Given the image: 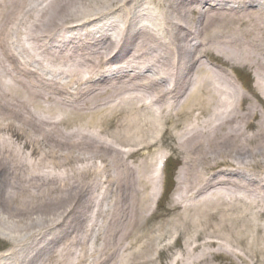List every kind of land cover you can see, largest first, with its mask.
<instances>
[{
	"label": "bare ground",
	"instance_id": "obj_1",
	"mask_svg": "<svg viewBox=\"0 0 264 264\" xmlns=\"http://www.w3.org/2000/svg\"><path fill=\"white\" fill-rule=\"evenodd\" d=\"M135 1L0 0V116L9 123H0V133L6 132V136H0V146H7L15 138L22 140L20 133L10 127L14 120L29 126L39 140L64 152V163L70 165L55 166L53 172H67L64 176L49 174L44 181L67 183L73 179L55 196L40 198L35 191L33 196L22 190L23 185L42 180L43 170L49 162L53 163L51 153H40L33 161L30 155L20 156V175L0 158V239L11 244L2 245L0 264H15L20 259V264H155L158 256L178 248L181 256L173 262V254V264H209L225 256H237L244 264L258 262L264 249L260 226L264 222V196L255 194V190L261 192L259 188L241 183L245 170L235 165L264 154L262 133L263 141L255 151H243L244 131L253 127L260 110L251 103L244 110L250 97L240 92L228 72L209 67L198 54L230 68L248 69L252 74L249 91L264 106V0H167V10L160 15L162 20L155 30L163 42L143 25L148 18L156 20L159 15L144 6L138 9L144 8L145 12L138 11L139 1ZM229 1L240 6L243 14L225 10ZM96 5L118 8L119 11L107 14L119 12L123 18L114 20L113 25L119 28L114 37L108 34L109 29H98L102 36L92 34L88 41L83 35L72 38L64 44L69 46L65 50L51 47V36L65 27L82 25L86 29L98 25L100 15L86 19L95 12ZM195 12L201 15L197 22L192 19ZM79 18L84 20L74 22ZM65 20L73 23L66 25ZM192 23L202 24L198 47H192L194 39L189 40ZM72 34L64 31L60 36ZM105 38L109 42L104 58L113 60L98 63L94 55L99 52L94 45ZM122 50L131 55L115 60L118 57L114 53ZM16 54L30 61L22 63ZM145 57L152 68L141 60ZM38 59L42 61L39 63ZM60 60L64 62L62 68L56 66ZM34 63L40 67L34 68ZM145 67L152 75L139 81L111 82L103 88L92 85L94 77L102 73L122 74L126 70L129 76L132 68ZM46 70L50 75L58 74L60 80L44 77ZM167 80L169 84L162 83ZM168 91H174L177 99L181 96L177 104L161 102ZM119 115L121 119L113 129L108 128ZM168 124H173L174 150L185 156L186 162L197 152L199 159H207V151L219 144L216 155L226 154L233 159L224 163L233 169L189 174V162L184 163L177 173L182 192L174 204L182 211L180 219L166 221L146 244L147 237L135 232L150 221L149 194L157 190L154 160L171 154L160 147ZM106 129L114 131L109 134ZM259 130L264 132V120ZM253 138L246 139L247 143L255 141ZM147 155L151 159L138 160L135 165L127 163L129 158ZM102 174L114 179H103V192L121 184L116 191L117 200L129 188L124 218L123 212L115 216L126 207L124 202L116 204L115 200L105 210V195L96 199L98 176ZM124 174L129 175L128 180ZM173 210L170 207L168 213L174 214ZM100 214L105 219L101 223L96 218ZM116 217L121 220L118 222ZM171 226L173 232L166 239ZM179 227L185 228L184 234L192 227L196 233L188 235L181 244L183 232ZM101 233L105 248L98 261L89 262L96 256ZM132 254L135 256L130 259Z\"/></svg>",
	"mask_w": 264,
	"mask_h": 264
},
{
	"label": "rangeland",
	"instance_id": "obj_2",
	"mask_svg": "<svg viewBox=\"0 0 264 264\" xmlns=\"http://www.w3.org/2000/svg\"><path fill=\"white\" fill-rule=\"evenodd\" d=\"M127 1H130V0H122L123 3H126ZM138 1L139 0H137V2ZM140 2L143 3L147 8L150 7L151 9L157 10L160 13V15L163 14L164 10H167V0H140ZM174 2L175 1H173V3ZM179 3H181V1ZM118 5H120V3ZM96 6H97V8H95V10H93L95 12L93 14H91L92 16L89 17V18H86V19H91V18H96V17L98 18L100 16L102 17V16L107 15L108 12H112L114 10H118V8H114V7L113 8L107 7L106 8V7H100V5H96ZM97 15H100V16H97ZM194 17L196 18L195 15H194ZM194 17L192 16V19L193 20H194ZM83 20H84V18H79V19H76V21H74V22H79V21H83ZM71 23H73V21H66L65 20V24L66 25L67 24L68 25H71ZM147 24L150 27H152L153 29H155L153 20L146 21V23L144 24V26H146ZM189 25L191 26V28H192L191 31L193 33V35L191 34V37H190L189 40H193L194 39V41L191 42L192 43L191 45H192V47L193 46L194 47H198L199 46V43H200V40L197 39V35H198V32L202 30V24H199V25L195 24V25H193V23H192V25L191 24H189ZM184 26L186 27L188 25L185 24ZM185 33H188V31L185 30ZM47 34H49V33L47 32ZM203 53H205V52H203ZM202 55L203 54L200 52L198 54V58H200V56H202ZM145 59H146V57L145 58H142L141 60H143L145 62ZM204 60L206 61V59H204ZM213 60L217 61L218 63H221L220 61H218L216 59H213ZM204 64H206V62ZM220 65H222V63ZM236 70L243 77V79H244L243 82L245 81V83L250 86L251 85L250 84L251 83V78H252V76H250V71L248 69H246V68H237ZM248 74H249V76H248ZM237 84L240 86V84L238 82H237ZM139 95H142V94L139 93ZM249 96H250V98L252 100L249 101V104L245 105L244 110H246V109L249 108L250 103L253 104L252 101L255 102V99L250 94H249ZM139 99L135 101L136 104L139 102ZM260 109H261L260 110V116H259L258 119H255L253 121V127L249 128V129H245V131H244L243 138L245 139L246 144L244 146V150L243 151H245V152H247V150L249 148L254 150L255 148L258 147V145H260V142L263 141L261 139V137L264 135V132H263V130L261 132V130H259V129H260V126H261V122L264 120V119H261V118H264V112H263L264 110H262L261 107H260ZM120 116L121 115H119L117 117L118 119L116 121H113L108 126V128L113 129L114 124L115 123H118L117 121L119 119H121ZM182 118H185V117H182ZM21 120H22V118L20 117V121ZM0 123H5L6 125L9 124V123H6L3 120V116H0ZM10 125H11L10 126L11 129H13V130L15 129V131L17 130V132H19L21 136H24L25 138H27L30 141L29 143H30V145L32 147H34V146L36 147L34 153H33V151L31 152L30 149H27L26 150V148H24V146L26 147V145L25 144L22 145V142H24V140H20L18 138L12 140L7 146L6 145L0 146V155H1L0 158H3L4 161H6V163L8 164V168L10 170L19 171L18 174L20 175V172H22V171H20V169H18V167H17V163L19 162V160H17V159L20 156L24 155V154H26L27 156L30 155L31 156V159H30L31 161H33V159H36L38 157V154H40V153L44 154V156L47 155V154H49V153H51V157L53 158V163L49 162L47 164L46 168L43 170L44 171V175L41 178L42 180H37V181L36 180L35 181L33 180L32 182H26L25 185H23V188H22L23 191H29L32 194H33V191H35V192L39 193L40 198H43V197H46V196H49V195L55 196L56 194H58L61 190H63L65 188V186H66L67 183H69V182L72 183L73 179H68L67 180V183H62L61 181H58L56 183H49L48 181H44V179L46 177H48V175L50 173L51 174L55 173V172H53L55 166H59L61 164H64V165L70 167V165H68V163H64L65 161H67L66 160L67 158L65 159V157H64L65 156V153L64 152H61L60 149H59V151H56V149H53L52 148V145H53L52 143H50V147H49L48 143H46L44 141L41 142L39 139H37L36 136H33V134L30 132L29 126L26 127L24 125H21L19 122H16L15 120ZM172 125L173 124H168L167 125L168 132L163 137V139H162L163 140V144L160 146L162 148V150L171 152V154L173 153V158L168 163L167 168H166L167 189L165 191L164 196L162 197L160 207H159L158 211L156 212V214H154L153 217L150 218V221H148L146 223V225L144 226L143 229H140L139 228L135 232V234H140L141 237L142 236L143 237L145 236V238L147 237L145 239V243L146 244L152 240V235H154V234H156L158 232V229L161 227V225H163L166 221H169V219L171 221H173V222L176 221V220H178V219H180V216L179 215L182 212L180 209L177 210V207H175L174 204H175V201H177L176 198L178 197V193L180 191V183L182 182V181L178 180V178H177L178 177V174L177 173L182 168V166H183L182 164L184 162L186 164V159L187 158L185 156H183V155L176 154V151L174 150L175 142H174V140L172 138V136L174 134V132L172 131ZM183 127H184V125H183ZM106 131L109 134H111V132H113L114 130L111 131L110 129H106ZM261 133L263 134L262 136H260ZM0 136H6V132H1L0 133ZM253 137H256V138H253ZM250 138H253L251 140H254L255 139V141H252L250 144H248L247 141H246V139L250 141ZM258 138H259V140H258ZM33 140H34V143H33ZM218 143H220V142H218ZM218 145L219 144L214 145L213 148H212V150L207 151L208 152V155H207L208 158L207 159H199V157H200L199 152L195 153L194 160L192 162L188 163V165L186 166L187 167V169H186L187 172H189V174H194L195 172H199L200 170L207 171L206 169H209V171L218 172L220 170H227V169L233 168V166H230L229 165L230 167H228V165H227V164H229V163H231L233 161V159L229 158L228 155H226V154H223V155L220 154L221 156H217L216 155V153L218 152V147L220 146V145L219 146ZM61 146H63V145H61ZM20 150H21V153L19 154ZM44 158H45V162H47V157H44ZM149 158L151 159V157L149 155L142 156V157H139V158H138V156H135L133 158H129L127 160V163L128 164H132V165L134 164L135 165L136 164V161H138V160L139 161L148 160ZM157 158H155V160H154L155 164H157V162L161 159V157H157ZM178 159H179V161H178ZM182 159H183L184 162L182 161ZM98 163H99V161H98ZM224 163H227V164H224ZM240 163H243V162H240ZM69 164H71V163H69ZM237 165L238 164L235 165L236 168L239 167V168H242V170H245V171H242L244 173L243 174V177L244 176L248 177V178H245L244 177V182H248L249 184H252L254 180H257V183H259L260 185H263V181H261V179L264 180V154L260 158L258 157L256 159H252L251 158V159L244 160V164L243 165L241 164L242 166L241 165L237 166ZM61 171L65 172V173L67 172V171H64V170H61ZM246 171L250 175L255 174V177H251L250 175L246 174ZM56 172H57V170H56ZM252 176H254V175H252ZM98 177H99V182H98V185H97V188H96V193H95L96 194V199H100L101 200V198L105 195V197H104L105 198V201L104 202H106V203H105L104 209L107 210L108 205L110 203L112 204L115 200H117V197L118 196L116 194V191L118 190V186L120 187L121 184H118V183L114 184L105 193V192H103L101 190L102 183H103V179H105V180H107L109 182H111L114 179H113V177L107 178L104 174H102V175H100ZM114 178L117 179V176L115 175ZM123 178L125 180H128L129 179V175L128 174L127 175L124 174V177ZM263 190H264V188H263ZM153 192L154 191H152V193L149 194V199L150 200L148 201V206L149 205L150 206L153 205V203H152V200L154 198L153 197L154 196ZM100 193H102V194L100 195ZM129 194H130L129 193V188H126L124 190V193L117 200V202L115 201L116 204L121 203V201L126 204L125 205L126 207H124L122 210H120V212H116V215L115 216H117V214H119V216H120L121 212H123L122 217L123 218L125 217V208H127V206L129 205L127 203V201L130 199ZM33 196H36V195L33 194ZM106 196L108 198H106ZM97 197H99V198H97ZM170 207L174 208V210H175V213L174 214H172L173 212L172 213H168V210L170 209ZM101 217H103V215H101V214L96 217L97 219L100 220V223L101 222H104V220H105L104 218H101ZM117 219H119V218H117ZM120 220L121 219H119L118 222ZM260 226H261V229H262L261 230L262 232L261 231L260 232L263 233V235H264V222H262L260 224ZM180 228L181 227H179L178 229L183 232V236L181 238V244L182 243L184 244V240L187 241L188 238L196 231V229L192 227L189 230H187V232L184 234V229L185 228H181V229ZM172 232H173V230H172V226H171L170 229H169V232L166 231V233H165L166 236H167L166 239L169 238L168 235H170V233H172ZM97 235H98V231L96 233V236ZM114 235H116V234H114ZM188 235H189V237H188ZM104 237L105 236H104V234L102 235V233H101V236L98 237V239H100V240H99L97 246L95 247L96 256H94V258H93V260H95V262L98 261V256L101 254V251L105 248V245H104L105 242L103 240ZM261 237L262 236L259 235V238H261ZM3 244L5 246H7V247L8 246H11V244L9 242H6V241H3L2 239H0V250L3 249V248L1 249V247H2ZM126 245L127 244H124V246H126ZM179 247H180V245H179ZM262 247L264 248V244H262ZM135 249H136V247L133 248V249H131V252L132 251H135ZM179 249H181V248H178L175 251L173 250L171 252L163 253L161 256H158V259H157L158 262L155 263V264H170L171 261H172V259H173L172 258V255L173 254L174 255L175 254H178V252H180ZM112 251H114V250H112ZM173 252H175V253H173ZM168 253L170 254V256H169ZM133 255L135 256V254H132V256L130 257V259L134 257ZM139 257H140V255H139ZM225 257L226 258H221V259H218L217 258L216 260H213L212 262L210 261L211 263H209V264H225V263L226 264L227 263H229V264H244L242 262V260L240 258H238L237 256H229V257L225 256ZM243 257L245 259H247V260H250L248 255H244ZM107 258H109V256H107ZM89 262H92V258L89 259ZM234 262H236V263H234ZM20 263H21V259L17 263H15V264H20ZM97 263H99V262H97ZM251 263L254 264V261L251 260ZM86 264H88V263H86ZM255 264H264V249L261 250V254H260L259 258H258V262L255 263Z\"/></svg>",
	"mask_w": 264,
	"mask_h": 264
}]
</instances>
